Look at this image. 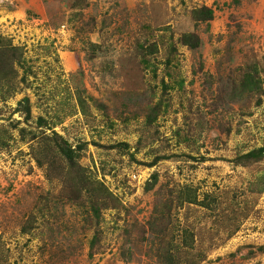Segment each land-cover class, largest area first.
<instances>
[{
  "label": "rangeland",
  "instance_id": "rangeland-1",
  "mask_svg": "<svg viewBox=\"0 0 264 264\" xmlns=\"http://www.w3.org/2000/svg\"><path fill=\"white\" fill-rule=\"evenodd\" d=\"M263 146L264 0H0V264H264Z\"/></svg>",
  "mask_w": 264,
  "mask_h": 264
},
{
  "label": "trees",
  "instance_id": "trees-1",
  "mask_svg": "<svg viewBox=\"0 0 264 264\" xmlns=\"http://www.w3.org/2000/svg\"><path fill=\"white\" fill-rule=\"evenodd\" d=\"M206 15L211 18L212 17L211 16V11H209V10L204 11L203 12V16H206ZM263 152H264V146L261 147V148H258L256 150H253V151L248 152L245 157H252L253 158V157L256 156V154L262 155Z\"/></svg>",
  "mask_w": 264,
  "mask_h": 264
}]
</instances>
